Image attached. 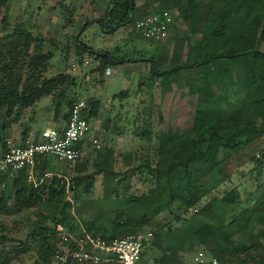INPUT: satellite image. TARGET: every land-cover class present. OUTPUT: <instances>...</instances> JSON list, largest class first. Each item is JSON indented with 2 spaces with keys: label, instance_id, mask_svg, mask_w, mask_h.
Returning <instances> with one entry per match:
<instances>
[{
  "label": "rangeland",
  "instance_id": "374dc122",
  "mask_svg": "<svg viewBox=\"0 0 264 264\" xmlns=\"http://www.w3.org/2000/svg\"><path fill=\"white\" fill-rule=\"evenodd\" d=\"M184 2L137 0L136 19L113 31L124 16L132 15L130 0H7L2 5L0 49L5 53L6 43L16 39L18 32L23 35L22 46L30 36V54L19 59L24 64L22 81L38 80L40 85L55 77H60V81L50 93L41 95L22 110L15 109L8 115L6 108L0 109V148L9 139L18 142L26 136H38L46 128L64 125L70 101L87 99L91 104L99 101L98 114L89 121L82 159L73 167L55 159H46L40 165V171L49 167L72 178L78 173L92 174L98 170L95 166L98 152L105 151L102 161L105 174L97 175L88 191L85 185L78 188L75 211L68 209L70 215L62 225L63 231L77 234L80 222L86 226L87 218L120 207L119 197L152 192L156 188L157 167L168 170L173 178L184 177L180 163L186 160L193 145L162 163H159L158 149L165 132L193 127L198 102L194 90L200 86L196 80L200 70L187 68L166 78L154 70L166 71L175 64H183L190 59V53H195L191 51L193 43L204 37H209L207 49L216 50L211 30L203 22L193 26L181 17L178 7ZM212 2L199 0L201 9ZM153 8H168L166 11L174 19L165 41H150L135 27L136 20L150 15ZM100 19L105 20L106 29ZM78 37L96 51L109 53L118 60H129L108 65L102 73L97 70L101 63L96 55L78 53ZM258 46L264 51V30ZM143 58L147 60H140ZM9 61L14 63L12 59ZM216 89L209 86L208 92L215 95ZM235 120L230 118L229 122ZM147 131L150 137L143 135ZM126 133L137 138L130 158L125 148L108 147L112 135ZM261 139L264 135L256 138L255 144L228 150L221 172L205 179L209 192L195 208L186 211L176 203L170 212L157 218L156 226H164L170 238L153 236L146 248V264H213L214 259L217 264H257L264 260V221L251 222L264 216V143ZM233 188H238L240 197L229 207L222 199ZM0 189L8 200L7 207L0 208V261L11 251L10 264H44L38 255L42 237L36 235H44L42 229L46 227L51 241L62 245V236L53 222L59 208L49 210L39 200L32 205L17 206L11 177L0 183ZM213 218L228 226L231 250L215 253V243L203 246L188 239L195 228ZM103 221L100 218L93 229L97 230ZM21 243L26 244L27 251H17ZM172 245L175 253L165 254ZM200 253L204 256L197 260ZM53 262L60 264L54 257Z\"/></svg>",
  "mask_w": 264,
  "mask_h": 264
},
{
  "label": "trees",
  "instance_id": "16d2710c",
  "mask_svg": "<svg viewBox=\"0 0 264 264\" xmlns=\"http://www.w3.org/2000/svg\"><path fill=\"white\" fill-rule=\"evenodd\" d=\"M6 1L0 0V11ZM128 6L133 15L124 16L112 28V31L136 19L137 0H130ZM167 9L153 8L150 15L164 12ZM178 11L181 17L186 21L189 20L193 26L203 22L211 30L210 37L216 42V50L210 51L206 47L209 37H204L201 41L193 43L191 51L195 53H190V59L183 64H175L166 71L154 70V73L163 78L168 75L175 76L187 68L200 70V74L198 73L196 77L200 86L194 90L198 94V102L193 127L186 131L169 130L165 132L158 149L159 163H162L172 155L182 153L186 146L193 145H191L192 149L186 160L180 163V167L184 170V177L173 178L168 170L157 167L155 169L156 188L152 192L119 197L122 203L120 207L109 212H102L101 216L87 218L86 229L106 239L122 238L146 231H152L159 238H170L167 231H164V226H156L157 218L170 212L176 203H180L186 211L195 208L209 192L205 179L221 172L222 165L228 156V150L243 148L264 135V51L258 46L264 30V0H213L203 9H201L199 0H185L179 5ZM100 23L106 29L105 20L100 19ZM22 40L23 35L18 32L16 39L6 43L5 53L0 49V109L6 108L8 115H11L15 109L22 110L25 106H30L41 95L50 93L60 81V77L45 80L42 85L38 80L35 82L22 81L24 64L19 63V59L30 54L31 44L30 36L26 39L24 46L21 45ZM77 40L79 42L76 43L78 53L81 55L84 52H90L96 55L101 63L97 70L102 73L108 65L129 60H118L109 53L101 54V51H96L81 41L80 37ZM10 59L14 61L13 64L10 63ZM249 85H251L250 88H248ZM209 86L213 89L217 88L215 95L208 92ZM76 101L69 102V111L64 117V125ZM98 105L99 101L92 102L91 110L87 115L88 121L93 116H97ZM230 118H235V122L230 123ZM64 125L57 128L62 130ZM143 135L150 137V132L147 131ZM26 139L27 136L23 137L22 141ZM82 144L83 142L80 143L81 146ZM0 149L6 151L7 141L2 143ZM126 156L131 157V155ZM104 158L105 151H99L98 160L95 162L98 170L95 173L74 175L75 198L80 186L85 185V190L88 191L89 187L94 184L96 176L106 171L102 166ZM50 171L52 170L47 167L40 173ZM110 172H112L111 169ZM12 175L14 174L10 170L0 171V183L6 178H12L17 206L32 205L39 200L41 205L49 210L59 208V212L53 217L56 227L66 223L70 215L68 209H71V204L63 196L64 187L61 186L57 177L47 181L43 188H34L27 182L25 170L19 175ZM239 197L238 188H233L222 200L226 206L232 207ZM7 205L6 195L0 189V208L4 209ZM100 218L104 221L97 230H94L93 225ZM177 219L181 220L180 217ZM255 221L262 223L264 216L260 215L251 222ZM77 226L79 228V224ZM227 229L229 228L225 223L213 218L195 228L188 239L203 246L215 243L217 246L213 248V252H225L228 248L231 250V238ZM42 230L44 235L43 233L36 235L37 238L42 237L38 251L39 259L44 264H55L53 257L55 258L59 246L51 241V235L48 234L46 227ZM175 245L168 246L165 254L169 251L175 253ZM17 251H27L26 244L21 243ZM11 253V251L5 253L0 263L10 264L9 254ZM145 254L146 250L140 264H146ZM172 257L173 255L169 258ZM257 264H264V260Z\"/></svg>",
  "mask_w": 264,
  "mask_h": 264
},
{
  "label": "built area",
  "instance_id": "2783aa9c",
  "mask_svg": "<svg viewBox=\"0 0 264 264\" xmlns=\"http://www.w3.org/2000/svg\"><path fill=\"white\" fill-rule=\"evenodd\" d=\"M174 23L172 15L165 11L148 15L135 23V27L146 39L154 42L165 41L170 36V28ZM91 103L87 99L77 100L71 107L68 120L61 129L49 127L36 137H28L14 142L7 140V149H0V170H10L15 176L26 171L27 182L34 188H43L47 181L54 177L64 187L65 199L75 211V183L73 178L64 173H40V165L44 159H55L66 166L73 167L83 156V144L90 128L87 115ZM44 197V195H42ZM62 245L55 253L60 264H140L143 253L154 234L152 231L140 232L122 238L106 239L89 232L85 225L79 223L78 233L63 231ZM204 253H200V260ZM217 264V260H213Z\"/></svg>",
  "mask_w": 264,
  "mask_h": 264
},
{
  "label": "crops",
  "instance_id": "0c3cea01",
  "mask_svg": "<svg viewBox=\"0 0 264 264\" xmlns=\"http://www.w3.org/2000/svg\"><path fill=\"white\" fill-rule=\"evenodd\" d=\"M115 135V134H114ZM262 137V136H261ZM97 142V140L95 139L94 142ZM260 141H262L264 143V139H261ZM135 143H137V138L135 137H130V134L129 133H126L125 135L122 134V135H119V136H113L110 138V145H108V147L112 148L113 150L115 148H125V151L124 152H128L126 153V155H132V153L130 151H134L133 150V147L135 145ZM255 144L256 142H250L249 145L251 144L252 145ZM84 145V144H83ZM247 146V145H246ZM96 147L100 148V145H96ZM84 147H83V152H84ZM116 150V149H115ZM239 150V149H237ZM133 155H135V153H133Z\"/></svg>",
  "mask_w": 264,
  "mask_h": 264
},
{
  "label": "water",
  "instance_id": "95a60500",
  "mask_svg": "<svg viewBox=\"0 0 264 264\" xmlns=\"http://www.w3.org/2000/svg\"><path fill=\"white\" fill-rule=\"evenodd\" d=\"M133 15V14H132ZM101 54H104V53H101Z\"/></svg>",
  "mask_w": 264,
  "mask_h": 264
}]
</instances>
